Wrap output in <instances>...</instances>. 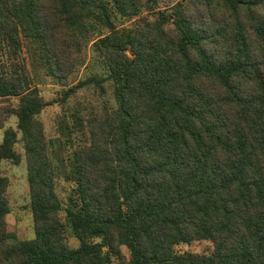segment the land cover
<instances>
[{
  "label": "trees",
  "instance_id": "16d2710c",
  "mask_svg": "<svg viewBox=\"0 0 264 264\" xmlns=\"http://www.w3.org/2000/svg\"><path fill=\"white\" fill-rule=\"evenodd\" d=\"M160 1L0 0V130L17 117L35 229L30 240L9 232L0 172V264H264V0H182L141 17ZM115 18L139 21L118 29ZM98 28L109 30L94 42L108 73L62 101L110 82L117 106L66 121L65 136L82 144L63 201L38 121L55 101L14 62L30 42L46 75L65 80ZM18 141L5 131L0 162H22ZM195 241L212 254L177 252Z\"/></svg>",
  "mask_w": 264,
  "mask_h": 264
},
{
  "label": "rangeland",
  "instance_id": "374dc122",
  "mask_svg": "<svg viewBox=\"0 0 264 264\" xmlns=\"http://www.w3.org/2000/svg\"><path fill=\"white\" fill-rule=\"evenodd\" d=\"M180 1L182 0H161L155 10L145 11L141 17L154 19L159 10L170 9ZM138 19L122 20L115 18V23L118 29H132L138 23ZM108 33V29L98 28L90 39L84 42L82 62L76 72L65 80L53 79L46 75V70L40 65L37 55L32 52L35 49V44L30 42H25L22 58L14 62L15 67L23 68L25 65V69L34 81L33 88L39 90L40 96L46 103L55 101L54 104L47 106L43 110L38 116V121L43 126L46 140L52 145L50 155L55 170L57 192L63 201L67 200L75 188V184L67 180V175L70 171L69 159L72 157L76 147L82 144L79 135L76 133L65 136L66 133L63 128L66 125V121L69 120L71 114L77 111L89 114L95 111H102L105 106L115 108L117 105L110 82H104L103 89L95 84L84 86L72 95L66 103H63L62 98L66 90L88 80L91 76L105 77L107 75L105 64L94 51V42ZM1 63L9 64L11 60L4 57ZM18 102V99H11L10 104L17 106ZM1 105H3L2 100H0ZM9 128H14L18 131L19 141L16 145V150L22 156V162L19 165H14L11 161L0 162L1 174L10 181L7 197L10 209L7 217L8 230L20 240H30L35 237V229L30 209V188L23 134L18 129L16 116H10L6 121L5 127L0 130V144L4 140L5 131ZM67 236L70 248H77L80 245V242L72 235L70 230H68ZM121 249L129 260L131 257L130 251L126 247ZM176 250L179 253L189 252L194 255L208 256L212 254L214 246L209 241H195L190 244L177 246ZM112 264L123 263L120 259L114 257Z\"/></svg>",
  "mask_w": 264,
  "mask_h": 264
}]
</instances>
